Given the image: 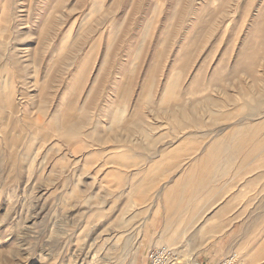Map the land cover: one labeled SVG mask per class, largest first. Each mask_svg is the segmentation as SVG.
Listing matches in <instances>:
<instances>
[{
  "label": "rangeland",
  "instance_id": "rangeland-1",
  "mask_svg": "<svg viewBox=\"0 0 264 264\" xmlns=\"http://www.w3.org/2000/svg\"><path fill=\"white\" fill-rule=\"evenodd\" d=\"M227 127L264 144V0H0V264H147L157 149Z\"/></svg>",
  "mask_w": 264,
  "mask_h": 264
},
{
  "label": "crops",
  "instance_id": "crops-1",
  "mask_svg": "<svg viewBox=\"0 0 264 264\" xmlns=\"http://www.w3.org/2000/svg\"><path fill=\"white\" fill-rule=\"evenodd\" d=\"M217 134L205 142L161 144L152 166L157 177L145 180L146 193L133 197V216L137 223L145 218L155 247H173L190 262L218 264L238 252L247 264H259L264 260V144L250 143L241 127Z\"/></svg>",
  "mask_w": 264,
  "mask_h": 264
},
{
  "label": "built area",
  "instance_id": "built-area-1",
  "mask_svg": "<svg viewBox=\"0 0 264 264\" xmlns=\"http://www.w3.org/2000/svg\"><path fill=\"white\" fill-rule=\"evenodd\" d=\"M147 264H183V256L170 247L152 248L147 255ZM218 264H244V261L238 252H232Z\"/></svg>",
  "mask_w": 264,
  "mask_h": 264
},
{
  "label": "bare ground",
  "instance_id": "bare-ground-1",
  "mask_svg": "<svg viewBox=\"0 0 264 264\" xmlns=\"http://www.w3.org/2000/svg\"><path fill=\"white\" fill-rule=\"evenodd\" d=\"M167 247H168V245H167ZM241 256V255H240Z\"/></svg>",
  "mask_w": 264,
  "mask_h": 264
}]
</instances>
